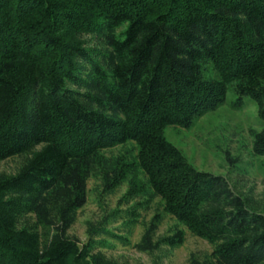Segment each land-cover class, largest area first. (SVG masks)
<instances>
[{
  "label": "trees",
  "instance_id": "1",
  "mask_svg": "<svg viewBox=\"0 0 264 264\" xmlns=\"http://www.w3.org/2000/svg\"><path fill=\"white\" fill-rule=\"evenodd\" d=\"M227 89L231 108L255 103L251 152L264 157V0H0V161L30 154L14 175L0 173V264H115L91 254L99 234L115 233L91 227L80 246L65 231L89 176L109 191L135 169L165 214L212 244L193 264H264V212L163 133L189 128ZM126 142L137 148L131 165L100 153ZM30 213L50 228L44 240L17 225ZM159 222L155 213L137 249L182 244L183 229L153 243Z\"/></svg>",
  "mask_w": 264,
  "mask_h": 264
},
{
  "label": "rangeland",
  "instance_id": "2",
  "mask_svg": "<svg viewBox=\"0 0 264 264\" xmlns=\"http://www.w3.org/2000/svg\"><path fill=\"white\" fill-rule=\"evenodd\" d=\"M232 89H227L224 99L215 110L205 112L197 117L189 128L179 125H166V139L179 148L185 159L197 171L223 175L233 192L243 198L253 210L264 212V157L253 156L251 152V132L258 131L261 124L256 116V106L247 96L242 98L241 107H230L235 99ZM39 148V146L37 147ZM35 148V149H37ZM114 167L121 163L131 165L135 162L137 148L132 142L111 146L100 152ZM30 154L14 155L0 161V173L14 175ZM118 162V163H117ZM121 166V165H120ZM125 181L109 191L104 190V183L98 174H92L85 187L86 200L74 215V222L67 229L66 235L74 238L78 245L86 242L87 230L91 227H105L115 235L126 237L127 244H122L116 236L99 234V244L91 254L101 256L115 264H193L209 256L212 244L202 241L184 228L169 214H165L162 202L147 187L145 176L140 169L127 173ZM142 183L144 190H139L132 198L129 186L132 180ZM118 211L120 218L112 220L107 217L112 211ZM134 210V211H133ZM127 211L135 216L127 215ZM159 215L160 222L156 226L152 242L172 234L175 229H183L184 239L178 247L156 246L144 251L135 247L140 241L145 228L154 217ZM33 213L18 218L17 225L34 227L44 240L49 236L50 228L38 223ZM127 218H135L134 225L125 224Z\"/></svg>",
  "mask_w": 264,
  "mask_h": 264
}]
</instances>
